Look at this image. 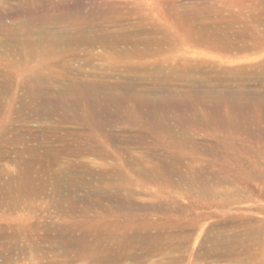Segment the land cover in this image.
<instances>
[{
    "label": "rangeland",
    "instance_id": "obj_1",
    "mask_svg": "<svg viewBox=\"0 0 264 264\" xmlns=\"http://www.w3.org/2000/svg\"><path fill=\"white\" fill-rule=\"evenodd\" d=\"M106 30H113L116 35H131L136 44L124 41L114 47L82 43L49 45L67 35L76 38L80 35L78 32L87 36ZM18 38L34 40L38 44L10 46L5 43V40ZM263 63L264 0H0V264H102L109 259L106 257L108 248L105 249L104 245L101 248L97 238L112 234L113 241L109 239L105 244H114L110 253L113 258L119 253L122 256L126 253L129 256L142 255L151 243L161 248L140 256L138 262L128 256L120 259L118 264H264V233L258 238L255 250L250 251L254 253L252 257L242 254L243 249L239 246L233 256L225 253L216 255L218 250H215L223 239L228 242L225 246L235 245L234 239L228 241L226 235H221L222 228L228 230L235 222H251L264 228V178L259 177L260 174L264 176ZM34 72L53 75L54 81L33 80L29 76ZM126 75L139 80L131 84L124 78ZM72 80L118 87L120 91L131 89L139 93L151 89L147 96L153 100L162 99L159 98L161 96L177 100L183 105L168 110L173 117L165 124L179 140L197 135L194 137L197 141L188 142L186 149H169V145L161 141L153 144L150 140V145L139 143L137 139H128V136L132 137L139 131L150 136V131L133 125H120L119 122L106 130L108 134L115 135L114 142L108 144L97 130L85 126L87 122L82 120L87 112L81 108L71 110L72 114L62 110L50 117L41 114L38 111L41 103L47 98L58 100L59 91L71 85ZM38 91L43 94L38 95ZM61 98L67 100L66 97ZM237 99L244 100L243 109L231 108L230 102ZM130 103L134 104V101ZM75 114L80 119L73 120ZM66 116L70 117H67L69 120L63 118ZM177 130L186 135L179 134ZM193 145L202 147L194 151L191 150ZM73 146L82 154L74 153ZM92 150L96 153L93 154ZM61 151L73 153L61 154ZM151 151L158 157L161 155L159 158L167 164L174 161V178L165 176L170 184L163 178H160L161 182L158 179L154 183L135 173L139 167L142 168L141 159L145 167L159 163L163 167V163H157V156L151 160ZM228 154L233 158L231 163L245 164L252 170L246 184L254 193L240 184L238 188L242 194L233 193L226 201L222 200L223 197L199 194L202 189L196 178L201 180L214 172H221L222 160ZM49 155L56 156L54 159L62 165L73 164L72 160L74 164L86 162L85 165L95 169L108 164L121 167L123 160L133 161L134 170L125 176L113 174L112 179L100 173L92 176L65 171L61 174L56 170L60 163L59 166H48L49 163L43 162L42 159ZM30 167L32 169L29 170ZM67 172L72 175H67ZM57 175H63V178ZM111 194L132 200L130 206L120 207L116 200L109 199ZM160 202L166 206L159 209ZM146 233L148 237H160L162 242H140L138 237ZM71 238L77 240L73 242ZM169 238L175 241L167 242Z\"/></svg>",
    "mask_w": 264,
    "mask_h": 264
},
{
    "label": "bare ground",
    "instance_id": "obj_2",
    "mask_svg": "<svg viewBox=\"0 0 264 264\" xmlns=\"http://www.w3.org/2000/svg\"><path fill=\"white\" fill-rule=\"evenodd\" d=\"M205 3V2H204ZM118 4V3H117ZM207 5V4H206ZM100 6H102V5H100ZM121 6V5H120ZM119 6V7H120ZM113 7V6H112ZM109 8V7H108ZM118 9H121V7L120 8H118ZM107 11H108V9H107ZM196 11V10H195ZM205 11V10H204ZM64 12V11H63ZM131 12V11H130ZM201 12V11H200ZM205 13V12H204ZM208 13V12H207ZM92 15L94 14L93 12L91 13ZM100 14V13H99ZM104 14V13H103ZM120 14H121V12H120ZM196 14V13H195ZM199 14V13H198ZM216 14V13H215ZM111 15V14H110ZM247 15V14H246ZM62 16H68V15H62ZM61 16V17H62ZM221 16V15H220ZM184 17V16H183ZM190 17V16H189ZM56 18V17H55ZM109 18V17H108ZM191 18H192V16H191ZM208 18V17H207ZM249 18V17H248ZM115 19V18H114ZM117 19V18H116ZM213 19V18H212ZM63 20V19H62ZM142 20V19H141ZM201 20V19H200ZM261 20V19H260ZM117 21V20H116ZM206 21V20H205ZM216 21V20H215ZM241 21V20H240ZM184 22V21H183ZM192 22H194V21H192ZM214 22V21H213ZM122 24V23H121ZM199 25V24H198ZM186 26V25H185ZM117 27H119V26H117ZM121 27H122V25H121ZM189 27V26H188ZM194 27V26H193ZM198 27V26H197ZM258 27V26H257ZM82 29V28H81ZM80 29V30H81ZM203 29V28H202ZM230 29V28H229ZM122 30V29H121ZM204 30V29H203ZM206 30V29H205ZM125 31V30H124ZM151 31V30H150ZM202 31V30H201ZM234 31V30H233ZM259 31V30H258ZM65 32V31H64ZM80 35L79 36H75L76 38H74L73 36H66L65 38H58L59 40H56V41H52L51 43H49V45H73V44H76V43H82V44H85V45H90V46H92V45H102V46H109V47H114V46H117V45H119L120 43H122V42H124V41H128V42H131L132 41V43H134V44H136V41L134 42L133 40H131V35H127V34H122V35H116L114 32H113V30L112 31H103L101 34H91V35H87L86 36V34H84V33H82V32H78ZM120 33V32H119ZM206 33V32H205ZM243 33V32H242ZM75 34V33H74ZM197 34V33H196ZM135 35V34H134ZM206 36H208V35H206ZM213 36V35H212ZM260 36V35H259ZM214 37V36H213ZM216 37V36H215ZM227 37V36H226ZM32 38V37H31ZM4 39H6V38H4ZM260 39V38H259ZM150 40V39H149ZM153 40V39H152ZM156 40V39H155ZM158 40V39H157ZM156 40V41H157ZM197 40V39H196ZM211 40V39H210ZM217 40V39H216ZM239 40V39H238ZM246 40V39H245ZM251 41V40H250ZM262 41V40H261ZM44 42V41H43ZM159 43H160V41H158ZM238 42V41H237ZM5 43L6 44H8V45H10V46H17V45H21V43L23 44H26V45H31V46H33V45H35V44H38V42H36V41H34V40H30V39H26V38H24V39H21V40H19V38H18V40H13V41H10V40H5ZM200 43V42H199ZM26 45H24V46H26ZM225 45V44H224ZM9 46V47H10ZM220 46V45H219ZM226 46V45H225ZM248 46V45H247ZM150 47V46H149ZM14 48V47H13ZM223 48V47H222ZM222 48H220V49H222ZM218 49V48H217ZM225 49V48H224ZM242 49V48H241ZM240 49V50H241ZM222 51V50H221ZM18 52V51H17ZM218 52V51H217ZM23 53V52H22ZM48 53V52H47ZM22 55V54H21ZM55 55V54H54ZM226 55V54H225ZM260 55V54H259ZM27 56V55H26ZM19 57H21V56H19ZM217 57V56H216ZM229 60V59H228ZM221 61H222V59H221ZM226 61V60H225ZM264 64V63H263ZM262 65V64H261ZM162 67H163V65H162ZM161 67V68H162ZM264 67V66H263ZM130 69V68H129ZM153 69V68H152ZM159 69H160V67H159ZM163 69V68H162ZM180 70H181V68H179ZM184 69H185V67H184ZM187 69V68H186ZM185 69V70H186ZM209 69V68H208ZM212 69V68H211ZM214 69V68H213ZM139 71V70H138ZM158 71V70H157ZM217 71V70H216ZM219 71V70H218ZM156 72V71H155ZM154 72V73H155ZM181 72V71H180ZM186 72V71H185ZM38 73V72H37ZM36 72H34V73H31L30 74V76L29 77H31L33 80H46V81H48V80H53L54 78H55V76H53V75H45V74H37ZM53 73V72H52ZM150 73H151V71H150ZM50 74V73H49ZM157 74H161V73H157ZM57 76H58V74H56ZM150 75H152V74H150ZM149 75V76H150ZM156 75V74H155ZM155 75L153 74V76L155 77ZM167 75H169V74H167ZM183 75V74H182ZM181 75V76H182ZM184 75H186V73L184 74ZM204 75V74H203ZM219 75V74H218ZM175 76V75H174ZM18 77V76H17ZM20 77V76H19ZM18 77V78H19ZM24 77V76H23ZM153 77V78H154ZM159 77L160 76H158V79H159ZM162 77V76H161ZM178 77V76H177ZM15 78V77H14ZM60 78V77H59ZM124 78L127 80V81H129L131 84H133L132 82H134V81H137V80H139V79H137L135 76H130V75H126V76H124ZM151 78V77H150ZM182 78V77H181ZM180 78V79H181ZM11 79V78H10ZM85 79V78H84ZM158 79H156V80H158ZM4 80V79H3ZM67 80V79H66ZM145 80V79H144ZM187 80V79H186ZM228 80V79H227ZM261 80V79H260ZM11 81V80H10ZM54 81V80H53ZM102 81V80H101ZM105 81V80H104ZM117 81V80H116ZM152 81H154V80H152ZM150 82V83H153V82ZM161 81H163V78H161ZM258 81V80H257ZM41 82V81H40ZM72 82H73V80H72ZM84 82L85 83H76V81L74 80V82L71 84V85H68L67 87H65V88H63V90H60L59 91V93H58V95H59V98H58V100H50V99H48L47 98V95H46V98H47V100H44L42 103H41V105H40V108H39V106H38V108H39V110L38 111H40V112H42L41 114H43V115H46V116H48V117H50V115L52 116V115H55V114H57V112L59 111V110H62V111H64L65 113H71V110H78L79 108H81V109H83V110H85V112H87L86 114H85V116H84V118H83V122H87V124L85 125V126H88V127H92V128H94L95 130H97L98 131V133H99V135H101V136H103L109 143L108 144H110V143H112V142H114V136L115 135H112V134H108L107 132H106V130L109 128V127H111V126H113V127H115V125L116 124H119V122H120V125H121V123H123V124H125V125H133V126H137L139 129H148V131H150V136L149 135H147L146 133H144V132H141V131H139L138 133H135L132 137H130V136H128V139H137L136 141H138L139 143H146V144H149L150 145V140H151V142L154 144V143H156L157 141H161V142H164V143H166V144H168L169 146H168V148L169 149H171L172 147H178V148H181V149H186L187 148V143L189 142V143H191V141L192 140H196L197 141V139H194V137L195 136H197V135H191L192 137L191 138H193V139H191V138H185V137H187V136H185L186 134L185 133H181V131H179V130H182V129H179V130H177V131H179V132H177V133H179V134H185L184 136L185 137H183V138H185V139H181V140H179L178 138H176V136H174L173 134H172V129L168 126V125H166L165 123H167V122H165V121H168L169 120V118H171V117H173V116H171L170 115V113H169V111L168 110H170V108H174V107H179V108H181L182 107V105L183 104H180V103H178V102H176L175 100H173L172 98H168V96H165V97H159V98H162V99H158V100H153V99H151V98H149L147 95H149V90L151 91V89H149L148 91L147 90H143V91H140L139 93L138 92H132L131 91V89L129 90V89H125V90H118L117 88L118 87H109V86H107V85H105L106 87H103V84L101 85H96V84H88V83H86V81L84 80ZM87 82H89V81H87ZM93 82H95V81H93ZM97 82V81H96ZM95 82V83H96ZM112 82V81H111ZM119 82H122L121 80L119 81ZM118 82V83H119ZM149 82V81H148ZM147 82V83H148ZM159 82H160V79H159ZM220 82V81H219ZM226 82H228V81H226ZM259 82V81H258ZM50 83V82H49ZM98 83V82H97ZM101 83V82H100ZM162 83V82H161ZM161 83H160V85H161ZM231 83H233V82H231ZM99 84V83H98ZM156 84V83H155ZM164 84V83H163ZM116 85V84H115ZM122 85V84H121ZM121 85H119L120 87H121ZM21 86V85H20ZM134 86V85H133ZM151 86V85H150ZM157 86V85H156ZM190 86V85H189ZM196 86V85H195ZM224 86V85H223ZM231 86V85H230ZM2 87V86H1ZM0 87V88H1ZM4 87V86H3ZM142 87V86H141ZM153 87V86H152ZM163 87V86H162ZM161 87V88H162ZM198 87V86H197ZM218 87V86H217ZM40 88V87H39ZM165 88V87H164ZM245 88V87H244ZM35 89V88H34ZM40 89H43V88H40ZM50 89V88H49ZM121 89V88H120ZM154 89H156L155 87H154ZM160 89V88H159ZM175 89H177V88H175ZM203 89V88H202ZM217 89V88H216ZM231 89V88H230ZM59 90V89H58ZM138 89H136V91H137ZM141 90V89H140ZM163 90V89H162ZM168 90V89H167ZM221 90V89H220ZM220 90H218V91H220ZM224 90V89H223ZM35 91V90H34ZM43 91V90H42ZM134 91V90H133ZM157 91V90H156ZM156 91H154V92H156ZM175 91V90H174ZM208 91H210V90H208ZM213 91V90H212ZM33 92V91H32ZM36 92V91H35ZM44 92V91H43ZM43 92H41L40 91V93L41 94H43ZM162 92V91H161ZM161 92H159V93H161ZM166 92H168V91H166ZM191 92V91H190ZM214 92V91H213ZM221 92V91H220ZM224 92V91H223ZM257 92V91H256ZM256 92H254V93H256ZM5 93V92H4ZM39 93V91H38V95L40 94ZM48 93H49V90H48ZM152 93V92H151ZM212 93V92H211ZM218 93V92H217ZM222 93V92H221ZM225 93H227V92H225ZM224 93V94H225ZM228 93H229V91H228ZM247 93V92H246ZM34 94V93H33ZM32 94V95H33ZM163 94V93H162ZM167 94V93H166ZM219 94V93H218ZM223 94V93H222ZM229 94H231V92L229 93ZM245 94V93H244ZM54 95V94H53ZM52 95V96H53ZM151 95V94H150ZM161 95V94H160ZM164 95V94H163ZM194 95V94H193ZM214 95V94H213ZM242 95V94H241ZM42 96V95H41ZM157 96H159V95H157ZM191 96V95H190ZM218 96V95H217ZM220 96V95H219ZM251 96H252V94H251ZM33 97H35V96H33ZM51 97V96H50ZM57 97V96H56ZM61 97H66L65 99H67V100H64L63 98H61ZM151 97V96H150ZM204 97V96H203ZM228 97H229V95H228ZM227 97V98H228ZM232 97V96H231ZM245 97V96H244ZM249 97V96H248ZM255 97H257V96H254V98ZM263 97V95L261 96V98ZM223 98H225V96L223 97ZM233 98H234V96H233ZM217 99V98H216ZM219 99H220V97H219ZM218 99V100H219ZM241 99V98H240ZM246 99H247V97H246ZM251 99V98H250ZM258 99V98H257ZM256 99V100H257ZM263 99V98H262ZM262 99H261V101H262ZM42 100V99H41ZM190 100V99H189ZM228 100H229V98H228ZM230 100H232V99H230ZM229 100V101H230ZM243 100V99H242ZM242 100H235L234 102H230V104H231V108L232 109H235V110H240V109H243L244 108V100H245V98H244V100L242 101ZM255 100V99H254ZM253 100V101H254ZM134 101V104H132V103H130V102H133ZM191 101V100H190ZM195 101V100H194ZM226 101V100H225ZM233 101V100H232ZM252 101V100H251ZM192 102V101H191ZM190 102V104H192ZM263 102H264V100H263ZM28 103V102H27ZM199 103V102H198ZM223 103V102H222ZM253 103H255V102H253ZM257 103V102H256ZM187 104V103H186ZM189 104V103H188ZM212 104H213V102H212ZM246 104V103H245ZM35 105V104H34ZM218 105V104H217ZM249 105H250V103H249ZM219 106V105H218ZM246 106H247V104H246ZM33 107V106H32ZM51 107V108H50ZM83 107V108H82ZM214 107V106H213ZM221 107V106H220ZM225 107H226V105H225ZM229 107V106H228ZM9 108V107H8ZM217 108V107H216ZM230 108V109H231ZM221 109V108H220ZM224 109V108H223ZM24 110H25V108H24ZM174 110V109H173ZM218 110V109H217ZM234 110V111H235ZM70 111V112H69ZM165 111V112H164ZM192 111V110H191ZM202 111H203V109H202ZM202 111H200V112H202ZM204 111H206L205 109H204ZM164 112V113H163ZM171 112V111H170ZM175 112H177V111H175ZM199 112V111H198ZM199 112V113H200ZM84 113V112H83ZM190 113V112H189ZM72 114V113H71ZM81 114V113H80ZM181 114V113H180ZM188 114V113H187ZM198 114V113H197ZM219 114V113H218ZM176 115V114H175ZM192 115V114H191ZM208 115V114H207ZM81 116H82V114H81ZM220 116V115H219ZM67 117H69V116H66V118L65 117H63L64 119H68L69 120V118H67ZM73 117V120L74 119H80V117L78 116V114H75L74 116H72ZM235 117V116H234ZM241 117V116H240ZM177 118V117H176ZM175 118V119H176ZM190 118V117H189ZM223 118H225L224 116H223ZM223 118L221 119V120H223ZM235 118H237V117H235ZM242 118V117H241ZM52 119V118H51ZM213 119V118H212ZM216 119V118H215ZM244 119V118H243ZM35 120V119H34ZM173 120V119H172ZM189 120H193V119H189ZM209 120H211V119H209ZM76 121V120H75ZM186 121V120H185ZM214 121V120H213ZM70 122V121H69ZM78 122V121H77ZM85 122V123H86ZM182 122V121H181ZM189 122H191V121H189ZM202 122V121H201ZM215 122V121H214ZM217 122V121H216ZM243 122V121H242ZM67 123V122H66ZM173 122H170V124H172ZM185 123V122H184ZM184 123H183V125H184ZM187 123V122H186ZM53 124V123H52ZM62 124V123H61ZM76 124V123H75ZM173 124H175V123H173ZM178 124V123H177ZM188 124V123H187ZM189 124H191V123H189ZM188 124V125H189ZM216 124V123H215ZM54 125V124H53ZM70 126H71V124H69ZM69 125H67V126H69ZM80 125H81V123H80ZM199 125V124H198ZM217 125H219V123L217 124ZM226 125V124H225ZM59 126V125H58ZM74 126V125H73ZM79 126V125H78ZM175 126V125H174ZM75 127H77V126H74V128ZM80 127V126H79ZM83 127V126H82ZM82 127H80V128H82ZM176 127V126H175ZM179 127V126H178ZM177 127V128H178ZM189 127V126H188ZM195 127V126H194ZM216 127V126H215ZM54 128V127H53ZM63 128H65V127H63ZM160 128L161 129H163V131L161 132V130H160ZM69 129H71V128H69ZM87 129V128H86ZM119 129V128H118ZM122 129H123V127H122ZM174 129V128H173ZM221 129V128H220ZM67 130V129H66ZM114 130V129H113ZM159 130H160V132H159ZM194 130V129H193ZM196 130V129H195ZM202 130V129H201ZM72 131V130H71ZM78 131V130H77ZM81 131H82V129H81ZM184 130H182V132H183ZM212 131V130H211ZM244 131V130H243ZM57 132H58V130H57ZM73 132V131H72ZM83 132V131H82ZM118 132V131H117ZM135 132V131H134ZM133 132V133H134ZM146 132V131H145ZM192 130H191V134H192ZM201 132V131H200ZM200 132H198V133H200ZM87 133V132H86ZM85 133V134H86ZM92 133V132H91ZM91 133H90V135H91ZM96 133V132H95ZM112 133V132H111ZM123 133V132H122ZM132 133V134H133ZM187 133H189V132H187ZM189 133V134H190ZM197 133V134H198ZM118 134H120V133H118ZM124 134V133H123ZM131 134V135H132ZM178 134V135H179ZM95 135V134H94ZM71 136H73V134L71 135ZM77 136V135H76ZM121 136V135H120ZM49 137V136H48ZM86 137V136H85ZM88 137V136H87ZM95 137V136H94ZM59 138V137H58ZM76 138V137H75ZM79 138V137H78ZM102 138V137H101ZM231 138V137H230ZM60 139V138H59ZM74 139V138H73ZM73 139H71V140H73ZM81 139H82V136H81ZM93 139V138H92ZM119 139V138H118ZM122 139V138H121ZM55 140V139H54ZM80 140V139H79ZM116 140V139H115ZM50 141V140H49ZM75 141V140H74ZM89 141V140H88ZM63 142V141H62ZM76 142V141H75ZM79 142V141H78ZM90 142V141H89ZM102 142V141H101ZM132 142V141H131ZM71 143H72V141H71ZM103 143V142H102ZM122 143V142H121ZM81 144V143H80ZM90 144H93V143H90ZM95 144V143H94ZM125 144V143H124ZM129 144V143H128ZM127 144V145H128ZM197 144V143H196ZM199 144V143H198ZM202 146H203V144L202 143H200ZM233 144V143H232ZM65 145V144H64ZM68 145V144H67ZM69 145H71L70 143H69ZM96 145V144H95ZM116 145H117V143H116ZM152 145V144H151ZM157 145H158V143H157ZM190 146H191V144H189ZM201 145H199V146H194L193 145V148L191 149V150H194V151H196V149H197V147L198 148H200V146ZM92 146V145H91ZM90 146V147H91ZM104 146H105V144H104ZM156 146V145H155ZM201 146V147H202ZM64 147V146H63ZM77 147H79V146H77ZM89 147V148H90ZM102 147V146H101ZM150 147H152V146H150ZM192 147V146H191ZM71 148V147H70ZM76 148V147H75ZM88 148V149H89ZM121 148V147H120ZM57 149V148H56ZM77 149V148H76ZM74 149V146H73V151H74V153H81V150L80 149ZM85 149V148H84ZM94 149V148H93ZM96 149H97V147H96ZM130 149V148H129ZM176 149V148H175ZM62 150V149H61ZM70 150V149H69ZM128 150V149H127ZM154 149L152 148V151H153ZM201 150V149H200ZM216 150V149H215ZM49 151V150H48ZM68 151V150H67ZM84 151V150H83ZM86 151V150H85ZM84 151V152H85ZM149 151H150V149H149ZM152 151H151V153H152ZM214 151V150H213ZM56 152V151H55ZM92 152H93V154H95L96 153V151L94 152V150H92ZM48 153H50V151L48 152ZM47 153V154H48ZM68 154V152L66 153V152H62L61 151V154ZM71 153H73V152H71L70 151V154H68V155H71ZM85 153H88V152H85ZM153 153H154V155H153ZM152 153V155H151V160H154L155 159V157L157 156L156 154H155V152H153ZM215 153V152H214ZM52 154V153H51ZM53 154H54V152H53ZM82 154V153H81ZM124 154V153H123ZM134 155H135V153H133ZM188 154V153H187ZM213 154V153H212ZM55 155H56V153H55ZM60 155V154H59ZM77 155H79V154H77ZM97 155V154H96ZM182 155H184V154H182ZM194 155V154H193ZM202 155V154H201ZM67 156V155H66ZM73 156H75V155H73ZM118 156H119V154H118ZM117 156V157H118ZM187 156V155H186ZM196 156V155H195ZM203 156V155H202ZM217 156V155H216ZM41 157V156H40ZM56 157V156H55ZM55 157H52V156H47V158L45 159H42V158H40V159H42L43 160V162H44V160H45V162L46 163H49L48 164V166H53V165H55V164H59L60 162H59V160L57 161L56 159H54ZM70 157V156H69ZM126 157V156H125ZM138 157V156H137ZM137 157H136V159H137ZM150 157V156H149ZM158 157V156H157ZM159 157H161V155H159ZM158 157V162L157 163H159V162H161V164L163 163V167H162V165H160V163L159 164H153V166L151 165V166H146L145 167V164H144V162L142 161L143 159H141V162L142 163H140L141 165H142V168H140L139 167V170H135V173L137 174V175H139L140 177H142V178H144V179H146V178H149L151 181H154V183H155V181L157 182V181H159L160 180V178L162 179H166V177L165 176H173L172 174H173V162L172 163H170V164H167L166 162H164V161H162L163 159H161V158H159ZM214 157V156H213ZM107 158V157H106ZM111 158V157H110ZM113 158V157H112ZM127 158V157H126ZM129 158V157H128ZM140 158H142V157H140ZM174 158V157H173ZM191 158V157H190ZM35 159V158H34ZM59 159H61V158H59ZM115 159V158H114ZM121 159V158H120ZM145 159V158H144ZM177 159V158H176ZM217 159H218V157H217ZM222 159V158H221ZM29 160V159H28ZM31 160V159H30ZM118 160V159H117ZM138 160V159H137ZM192 160H194V159H192ZM26 161V160H25ZM70 161V160H69ZM76 161V160H75ZM180 161V160H179ZM191 161V160H190ZM189 161V162H190ZM212 161V160H211ZM231 161H233V158L228 154L227 155V158H223V160H222V171L221 172H214L212 175H211V173H210V177L208 176V177H205V178H203V179H201V180H198V178H196V182H198L200 185V187H201V193H199V194H203V195H211V196H215V197H223V201L225 200L226 201V199H228L229 197L228 196H231L233 193H241L242 194V192H239V185L241 184V185H245V187L244 188H248V191H250V193L252 192V193H254L251 189H249L250 187L246 184V182L249 180V175L251 174V171L249 170V167H247V166H245V164H236V162H234V164L233 163H231ZM37 162V161H36ZM42 162V163H43ZM67 162V161H66ZM146 162V161H145ZM155 162V161H154ZM186 162H187V160H186ZM185 162V163H186ZM214 162V161H213ZM221 162V161H220ZM31 163V162H30ZM41 163V164H42ZM70 163V162H69ZM71 163H73V164H65V165H62L61 163V166H59V168L58 169H56L57 171L59 170V173H61V174H63L65 171H70L69 173H71V172H79L80 174H93L94 175V173L96 174V173H100L102 176H105L106 178L108 177V179H112V178H114L113 176H115L116 174H120L121 176H125V174L127 175L131 170L133 171L134 169H133V161H127V160H123L122 161V165H121V167H119V165L117 166V165H113V164H108V165H103L104 167H102V168H100V169H95V168H93V167H91V165L90 166H88V165H85V163L84 164H80V163H78L77 162V164H74V161L72 162V160H71ZM115 163V162H114ZM153 163V162H152ZM156 163V162H155ZM181 163H184V160H183V162H181ZM217 163V162H216ZM121 164V163H120ZM139 164V165H140ZM189 164H191V163H189ZM188 164V165H189ZM35 165V164H34ZM220 165V164H219ZM58 166H56V167H58ZM99 166V165H98ZM98 166H96V168L98 167ZM175 166V165H174ZM185 166V165H184ZM210 166V165H209ZM257 166H258V164H257ZM261 166V165H260ZM28 167V166H27ZM40 167H42V165H40ZM45 167V166H44ZM44 167L42 168V170L44 169ZM55 167V168H56ZM193 167V166H192ZM191 167V168H192ZM200 167V166H199ZM51 168V170H52V167H50ZM130 168V169H129ZM177 168L179 169L180 167H178L177 166ZM194 168V167H193ZM192 168V169H193ZM195 168H197V167H195ZM212 168V167H211ZM210 168V169H211ZM251 168V167H250ZM253 168L255 169L256 167L255 166H253ZM28 169V168H27ZM30 169H32L31 167L29 168V170ZM47 169V168H46ZM181 169V168H180ZM208 169V168H207ZM209 169V170H210ZM215 169V168H214ZM217 169V168H216ZM257 169H259V168H257ZM262 168H260V170H261ZM264 169V168H263ZM28 170V171H29ZM50 170V171H51ZM196 170V169H195ZM201 170V169H200ZM256 170V169H255ZM254 170V171H255ZM53 171V170H52ZM181 171V170H180ZM183 171V170H182ZM185 171V170H184ZM192 171V170H191ZM198 171V170H197ZM213 171H216V170H213ZM219 171V170H218ZM54 172H56L55 170H54ZM194 172V171H193ZM199 172V171H198ZM206 172V171H205ZM212 172V171H211ZM261 172V171H260ZM59 173H56V174H59ZM199 173H201V172H199ZM113 174H115V175H113ZM183 174H185L184 172H183ZM191 174H193V173H191ZM203 174V173H202ZM208 174H209V172H208ZM67 175H69L68 174V172H67ZM72 175V174H71ZM71 175H69V176H71ZM92 175V176H93ZM130 175V174H129ZM197 177H200V175H198V174H195ZM253 175V174H252ZM58 176V175H57ZM63 175H61V176H58V177H62ZM134 176V175H133ZM179 176V175H178ZM187 176V175H186ZM207 176V175H206ZM258 176V175H257ZM73 177V176H72ZM117 177H118V175H117ZM165 177V178H164ZM183 177H184V175H183ZM259 177H262V178H264V176L262 175V174H260V176ZM63 178V177H62ZM120 178V177H119ZM126 178V177H125ZM130 179H131V177H129ZM173 178H174V176H173ZM239 178V179H238ZM103 179H104V177H103ZM138 179V178H137ZM159 179V180H158ZM179 179V178H178ZM59 180H60V178H59ZM64 180V179H63ZM105 180V179H104ZM118 180H120V179H118ZM126 180V179H125ZM183 180V179H182ZM112 181V180H111ZM133 181V180H132ZM253 181V180H252ZM264 181V180H263ZM61 182H62V180H61ZM110 182V181H109ZM136 182V181H135ZM139 182V181H138ZM142 182V181H141ZM160 182H161V180H160ZM159 182V183H160ZM164 182H166L167 184H170V180H169V178H167L166 180H164ZM190 182V181H189ZM188 182V183H189ZM60 182H58V184H59ZM111 183V182H110ZM125 183H127V182H125ZM186 183H187V180H186ZM258 183V182H257ZM260 183V182H259ZM263 183V182H262ZM57 184V185H58ZM61 184H63V183H61ZM113 184V183H112ZM141 184V183H140ZM162 184V183H161ZM196 184V183H195ZM261 184V183H260ZM66 185V184H65ZM111 185V184H110ZM163 185V184H162ZM175 185V184H174ZM180 185H181V183H180ZM186 185V184H185ZM261 185H263V184H261ZM119 186V185H118ZM190 186V185H189ZM197 186V185H196ZM196 186H195V188H196ZM192 187H194V186H192ZM191 187V188H192ZM199 187V188H200ZM261 187H263V186H261ZM45 188V187H44ZM67 188H69V187H67ZM111 188V187H110ZM186 188V187H185ZM116 189V188H115ZM114 189V190H115ZM188 189H189V187H188ZM260 189V188H259ZM263 189H264V187H263ZM72 190V189H71ZM111 190V189H110ZM130 190V189H129ZM191 189H189L188 191H190ZM196 190V189H195ZM102 191H103V189H102ZM113 191V190H112ZM121 191V190H120ZM131 191H133V190H131ZM187 191V192H188ZM255 191V190H254ZM116 192V191H115ZM123 192V191H122ZM169 192V191H168ZM261 193H262V191H260ZM259 192V193H260ZM59 193V192H58ZM103 193V192H102ZM121 193V192H120ZM9 194V193H8ZM11 194V193H10ZM106 194V193H105ZM108 194V193H107ZM14 195V194H13ZM61 195V194H60ZM109 195V194H108ZM113 194H111L110 196H108L109 197V199H111V200H116L117 202H118V204H119V206L120 207H127L128 205L130 206V202L132 201V200H130V199H125V197L124 198H120V197H117V196H112ZM116 195V194H115ZM185 195H187V193H185ZM184 195V196H185ZM100 196V195H99ZM105 196V195H104ZM107 196V195H106ZM118 196H120V195H118ZM8 197V196H7ZM128 197H130V196H128ZM204 197V196H203ZM13 198V197H12ZM99 198V197H98ZM208 198V197H207ZM212 198V197H211ZM84 199V198H83ZM11 200V199H10ZM14 200V199H13ZM77 200V199H76ZM215 200V199H214ZM98 201V200H97ZM73 202V201H72ZM102 202V201H101ZM109 202V201H108ZM151 202V201H150ZM164 202V201H163ZM163 202H160L159 203V205H158V208L159 207H162L163 205H165ZM113 203V202H112ZM169 203V202H168ZM16 204V203H15ZM61 204V203H60ZM64 205V204H63ZM135 205V204H134ZM144 205V204H143ZM154 205V204H153ZM136 206H138V205H136ZM141 206H142V204H141ZM148 206H150V205H148ZM156 206V205H155ZM154 206V207H155ZM166 206V205H165ZM144 207V206H143ZM141 208V207H140ZM160 209V208H159ZM151 210V209H150ZM153 210V209H152ZM182 212H184V211H182ZM153 213V212H152ZM184 215V214H183ZM109 221V220H108ZM153 223H155V222H153ZM157 223H159V222H157ZM236 223V222H235ZM234 223V225H230V229H228V230H230L231 231V233L229 234H227V232H230V231H228V230H226L225 228H220L221 230H222V233H221V235H226V237L228 238V241L232 238V239H234V241H235V245L234 246H232V244L231 245H229V247L228 246H225L224 244H226V239L224 240L223 239V241L222 242H219L218 244H217V249H215V250H218L217 251V254L216 255H220V254H223V253H225V255L227 254V255H230V256H233V255H235V248L236 247H241L242 249H243V251H242V254L243 253H247L248 254V256L250 257H252V254H254V253H250V251L252 250V249H254L256 246H257V244H258V238H260V235L262 234V233H264V228L263 227H261V225H257V224H255V223H251V222H246V224L245 223H241V224H239V222H237L236 224ZM177 224V223H176ZM233 224V223H232ZM186 226V225H185ZM148 229V228H147ZM220 229H219V232H220ZM178 230V229H177ZM115 231V230H114ZM113 231V232H114ZM148 231V230H147ZM146 231V232H147ZM163 231V230H162ZM179 231V230H178ZM185 231V230H184ZM110 232V231H109ZM113 232H110V233H113ZM142 232H145V231H142ZM149 232V231H148ZM165 232V231H164ZM174 232V231H173ZM176 232V231H175ZM186 232V231H185ZM218 232V233H219ZM139 233H141V232H139ZM150 233H152V232H150ZM87 234V233H86ZM142 234V233H141ZM147 234V233H146ZM140 235L139 237H138V240L140 241V242H144V241H150V243L151 242H162V239L160 238V237H158V236H156V237H148V234L147 235ZM175 234V233H174ZM173 234V235H174ZM183 234H185L184 232L183 233H181V235L183 236ZM191 234V233H190ZM95 235V234H94ZM98 235V234H97ZM112 235H114V234H112ZM112 235L111 236H106V235H104V236H99L97 239H98V241H99V244H100V246H101V248H103L102 247V245H104V247H105V249L106 248H108L107 249V258H109V259H106L105 260V262H101L102 264H118V261L120 260V259H123V258H127L130 254H124V256H122V254L121 253H119L118 255H116V257L115 258H113L112 257V255H110V253H112L111 251H112V248H114V244H109V245H106L105 244V242L107 243L108 241H109V239L110 240H112L111 238H112ZM135 235V234H134ZM176 235V234H175ZM179 235V234H178ZM87 236V235H86ZM185 236V235H184ZM131 237V236H130ZM132 237H133V234H132ZM135 237V236H134ZM217 237V236H216ZM223 237V236H222ZM240 237H241V240H239L240 239ZM82 238H84V237H82ZM115 238V237H114ZM113 238V239H114ZM219 238H221V237H219ZM72 239V238H71ZM70 239V240H71ZM214 239H216V238H214ZM222 239V238H221ZM16 240V239H15ZM73 240V242L74 241H76L77 240V238H76V240H74V239H72ZM80 240H82V239H80ZM137 240V239H136ZM79 241V240H78ZM85 241V240H84ZM94 241V240H93ZM113 241V240H112ZM114 241H116V240H114ZM121 241V240H120ZM124 241V240H123ZM175 241V239L174 238H169V241H167V242H174ZM4 242V241H3ZM119 242V241H118ZM232 242V241H231ZM7 243V242H6ZM65 243V242H64ZM71 242L69 241L68 242V244H70ZM145 243V242H144ZM228 243V242H227ZM230 243V242H229ZM261 243V242H260ZM264 243V242H263ZM65 245V244H64ZM66 245H67V243H66ZM76 246H77V244H75ZM74 245V246H75ZM87 245V244H86ZM112 245V246H111ZM119 245V244H118ZM147 245V244H146ZM163 245V244H162ZM172 245V244H171ZM213 245H214V243H213ZM228 245V244H227ZM73 246V247H74ZM75 246V247H76ZM97 246V245H96ZM100 246H99V248H100ZM137 246V245H136ZM68 247V246H67ZM70 247H72V246H70ZM72 247V248H73ZM88 247V246H87ZM86 247V248H87ZM112 247V248H111ZM159 247V248H158ZM163 247V246H162ZM69 248V247H68ZM100 248V249H101ZM139 248V247H138ZM142 248H144L143 246H142ZM158 248V250L159 249H161L160 248V246H153L152 245V243H151V245L150 246H148V248H146V250H145V252L144 253H142V255H144V254H146V255H149L150 253L152 254V252H154L156 249ZM263 248V247H262ZM71 249V248H70ZM75 249V248H74ZM82 249V248H81ZM81 249H80V251H81ZM89 249V248H88ZM87 249V250H88ZM210 249V248H209ZM214 249V248H213ZM92 250H94V249H92ZM91 250V251H92ZM163 250V249H162ZM207 250V249H206ZM212 250V249H211ZM255 250V249H254ZM84 251V250H83ZM106 251V250H105ZM214 251V250H213ZM263 251V250H262ZM15 252V251H14ZM86 252H88V251H86ZM85 252V253H86ZM93 253H96L95 252V250L94 251H92ZM100 251H98V253H99ZM212 252V251H211ZM210 252V253H211ZM69 253H71V252H69ZM78 253V252H77ZM84 253V254H85ZM92 253V254H93ZM206 253V252H205ZM100 254V253H99ZM213 254V253H212ZM86 255V254H85ZM85 255H83V256H85ZM93 255H95V254H93ZM92 255V256H93ZM105 255V254H104ZM142 255H138V254H132L131 256H129L128 258H133V260H136L137 262L139 261L138 259L139 258H141L140 256H142ZM207 255V254H206ZM215 255V256H216ZM67 256V255H66ZM87 256V255H86ZM97 256L99 257V255L97 254ZM102 257H103V255H101ZM87 257H89V255L87 256ZM91 258V257H90ZM93 259V258H92ZM95 259V258H94ZM104 260V259H103ZM124 261V260H123ZM95 262H96V260H95ZM97 262H98V260H97ZM96 262V263H97ZM99 262V263H100ZM136 262V263H137ZM142 262V261H141ZM250 264V263H249ZM256 264V263H255Z\"/></svg>",
    "mask_w": 264,
    "mask_h": 264
}]
</instances>
